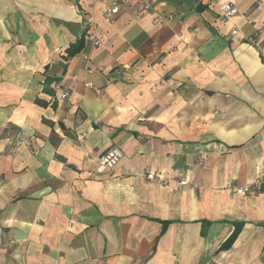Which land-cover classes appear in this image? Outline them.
Returning a JSON list of instances; mask_svg holds the SVG:
<instances>
[{"label":"crops","instance_id":"obj_1","mask_svg":"<svg viewBox=\"0 0 264 264\" xmlns=\"http://www.w3.org/2000/svg\"><path fill=\"white\" fill-rule=\"evenodd\" d=\"M210 1L0 0V264H264V0Z\"/></svg>","mask_w":264,"mask_h":264},{"label":"built area","instance_id":"obj_2","mask_svg":"<svg viewBox=\"0 0 264 264\" xmlns=\"http://www.w3.org/2000/svg\"><path fill=\"white\" fill-rule=\"evenodd\" d=\"M211 4L216 7L219 15L222 18H229L238 13V8L233 4L230 0H212ZM151 8V4L148 2H144L139 5L138 9L144 10ZM119 6L117 3H112L103 8L101 11V18L105 22L112 23L115 15L118 13ZM87 21L92 23L93 19L91 17L87 18ZM158 21L157 18L153 20V23ZM261 32H264V24H257L255 26V32L252 36H249L248 39L250 41H254L255 37H257ZM83 40L90 42L93 46H100L101 40L98 38L96 33L90 30H86L83 33ZM261 56L264 60V50L261 51ZM68 95L66 91L61 93V98H65ZM10 144L12 142H9ZM123 153L117 147H111L103 152L97 159L96 171L98 173L109 172L114 165H116L122 158ZM146 178L153 179L154 175L152 173H147ZM264 182V174L257 176L250 183L245 184L240 187H234L232 190L236 194H253L260 189L261 183Z\"/></svg>","mask_w":264,"mask_h":264},{"label":"trees","instance_id":"obj_3","mask_svg":"<svg viewBox=\"0 0 264 264\" xmlns=\"http://www.w3.org/2000/svg\"><path fill=\"white\" fill-rule=\"evenodd\" d=\"M83 34L76 40L74 43L70 44L69 47L66 49V57L70 58L81 51L83 48ZM166 225V222L163 223V227ZM239 230V226H236L230 237L223 243L222 247H228L230 243L233 241L234 237L236 236Z\"/></svg>","mask_w":264,"mask_h":264}]
</instances>
